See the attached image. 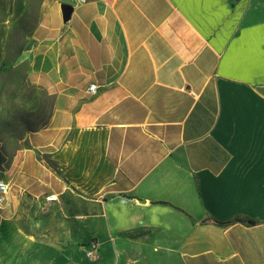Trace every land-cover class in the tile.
Segmentation results:
<instances>
[{
	"label": "crops",
	"instance_id": "0c3cea01",
	"mask_svg": "<svg viewBox=\"0 0 264 264\" xmlns=\"http://www.w3.org/2000/svg\"><path fill=\"white\" fill-rule=\"evenodd\" d=\"M73 2L27 30L54 106L0 168V264H264V0Z\"/></svg>",
	"mask_w": 264,
	"mask_h": 264
},
{
	"label": "rangeland",
	"instance_id": "374dc122",
	"mask_svg": "<svg viewBox=\"0 0 264 264\" xmlns=\"http://www.w3.org/2000/svg\"><path fill=\"white\" fill-rule=\"evenodd\" d=\"M37 2L34 0L30 13L10 32L5 57L0 61V148L13 142L25 143L28 130L42 122L37 117L39 107L43 105L50 112L54 106V97L31 82L29 64L21 58L27 30L36 17ZM2 9L0 3V19Z\"/></svg>",
	"mask_w": 264,
	"mask_h": 264
},
{
	"label": "trees",
	"instance_id": "16d2710c",
	"mask_svg": "<svg viewBox=\"0 0 264 264\" xmlns=\"http://www.w3.org/2000/svg\"><path fill=\"white\" fill-rule=\"evenodd\" d=\"M39 88L44 89L41 86H39ZM38 112H37V117L42 118V122H38V125H36L33 128H30L28 130V132L35 131V130H39V129L45 127L49 123V121H50V117L52 115L53 109L50 112H48V109L45 108V106L41 105L39 107V111ZM27 146H29V142H28L27 139H26L25 143H23L22 145H20L18 142H13V143H9L8 145L2 146L0 148V165L1 166H7V165H9L11 163V161L13 160L16 152L19 149H22V148L27 147ZM247 222L250 223V224H255L256 223V221L255 220H252V219L247 220Z\"/></svg>",
	"mask_w": 264,
	"mask_h": 264
},
{
	"label": "built area",
	"instance_id": "2783aa9c",
	"mask_svg": "<svg viewBox=\"0 0 264 264\" xmlns=\"http://www.w3.org/2000/svg\"><path fill=\"white\" fill-rule=\"evenodd\" d=\"M72 3L73 7L78 4L86 3L87 0H73ZM98 89V85L96 83H92L89 86V92L90 93H96ZM11 186L9 182L0 179V207H2L4 204H6L8 200V195L10 192ZM57 199L56 194H50L47 196L48 201H53ZM86 257L90 261H95L100 257V242L99 240H92L89 244V246L86 249Z\"/></svg>",
	"mask_w": 264,
	"mask_h": 264
},
{
	"label": "water",
	"instance_id": "95a60500",
	"mask_svg": "<svg viewBox=\"0 0 264 264\" xmlns=\"http://www.w3.org/2000/svg\"><path fill=\"white\" fill-rule=\"evenodd\" d=\"M62 10H63L64 18L67 20L71 17V14L73 12V5L70 3H63Z\"/></svg>",
	"mask_w": 264,
	"mask_h": 264
}]
</instances>
